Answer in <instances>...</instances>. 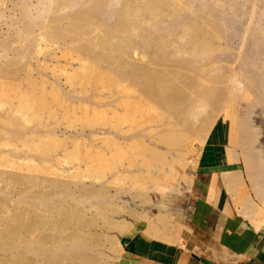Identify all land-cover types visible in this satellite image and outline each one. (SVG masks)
<instances>
[{
    "label": "bare ground",
    "instance_id": "obj_1",
    "mask_svg": "<svg viewBox=\"0 0 264 264\" xmlns=\"http://www.w3.org/2000/svg\"><path fill=\"white\" fill-rule=\"evenodd\" d=\"M78 1L53 0L50 10L51 22L55 26L51 28L41 19L31 17L29 5L25 4V22L14 35L19 44L14 50L19 56L23 55L22 51L30 53L32 45L37 42V36L33 33L37 27L46 31L45 35L50 41H66L64 38L72 37L71 42L77 51L74 57L77 65L72 63L73 72L68 80L81 87L84 95L89 86L93 94L99 88L100 91L107 90V94L100 97L99 107L89 109V105H81L84 106L80 114L83 128L88 130L91 143L86 151L81 152V156L76 157V150L84 146L80 137L73 139L74 148L70 149L59 139L62 136L56 138L52 134L44 118L54 117V104L63 107L65 115H77L78 106L66 105L55 85L51 87V84L49 88L44 80L35 81L28 76L24 89L14 82L0 80V264L105 263L95 251L100 237L86 232L100 219L95 221L97 217H86L85 210L73 205L71 199L75 190L69 188V180H77L81 185L83 176L98 180L104 178L105 171L110 170V173L114 171V181L123 179L132 186H140V194L145 191L140 196L147 195L149 183L151 189L161 192L182 183L190 189L194 175L184 169L197 167L199 152L195 156L190 154L205 142L221 113L231 118L230 152L234 149L233 145L247 135L243 157L250 180L254 185L258 183V162L252 150V138L255 137L248 116L238 114L233 104L237 97L250 98L249 93H253L254 100H250V105L264 106L263 84L243 72L231 71V76L226 80L219 75L210 76L209 81L196 73H204L205 67L211 69L216 63L212 53L219 48L215 42L223 32L219 23L203 10L193 9L190 13L182 14L181 10L189 4L188 0H122L114 22L105 25L104 7L109 0H86L88 3L91 1L88 8L90 13L83 7L74 8ZM63 5L73 10L64 13ZM145 14L157 21L143 27L139 22L141 19L133 20L130 17L144 18ZM164 16L170 17L168 24L172 20L170 27L165 26L166 21L162 20ZM59 22L66 23L67 30L61 29ZM91 28L96 29L94 34ZM130 32L139 34L140 41L145 44L149 55L146 61L141 62L133 57L129 47L133 43L124 39L125 34ZM174 33H180V36L172 43L169 35ZM154 43L159 47L157 52L149 49ZM10 46L9 41H4L5 49H10ZM169 47L173 54L167 51ZM85 52L91 54V61L87 60L90 56L86 57ZM202 57L207 59L205 67L198 65ZM15 58L0 63V76H4V73L17 74ZM168 58L185 61L191 74L179 70L178 67H182L179 65L170 71L153 66L163 65ZM99 60L102 62L99 63ZM238 75L241 80L244 79L243 82L236 79ZM127 80L133 86L132 91L125 84ZM218 81L223 83L217 84ZM22 152L35 155L38 162L30 159L22 162L11 156ZM60 153H69L70 164H74L71 158L75 157L89 174H81L78 170L69 174L68 171L56 169L54 165L60 167L64 164ZM67 160L65 158V162ZM125 161L131 166H144L149 172L117 174V168ZM72 166H77V163ZM227 177L230 184H237L235 175ZM15 185L22 188L16 191L17 200L10 206L7 193ZM256 191L263 200L264 190ZM85 193L98 205L97 211L105 227H115L110 218L100 213L105 206V191L91 186ZM155 220V223H166L163 214L155 215ZM149 221L152 223V219ZM129 225L124 222L118 225V230L124 233Z\"/></svg>",
    "mask_w": 264,
    "mask_h": 264
},
{
    "label": "rangeland",
    "instance_id": "obj_2",
    "mask_svg": "<svg viewBox=\"0 0 264 264\" xmlns=\"http://www.w3.org/2000/svg\"><path fill=\"white\" fill-rule=\"evenodd\" d=\"M188 1L189 4L181 10L182 14L190 13L193 9L198 11L203 10L209 14L211 19L218 22L223 29L221 36L218 37L215 42V45L218 44L219 48L215 49L214 53H212V58L216 60L215 65L211 69L206 68L205 66L207 63V59L202 57L200 60H198V65L201 67H205V72L199 73L196 71V73L200 76L207 77V81H209L208 78L210 76H221L220 78L226 80L231 76V71L243 72L245 75L252 76L254 80H259L264 86V65L262 64L264 62V0ZM52 2L53 0H0V63H4L6 60L10 59L13 60L14 57H16L15 66H17L18 70L17 74L15 75H6V73H4V76H0V80L4 79V81H7L8 83L14 82L20 89L26 88L27 83L25 79L28 76H31L35 81L44 80L47 87L49 88L55 85V88H57L60 92L66 105L69 104L70 106H78L77 115H65L63 107H59L54 104V108L56 111L54 117H45L44 121L47 123L50 129H52V134L56 138L62 136V138L60 137L59 139L64 141V143L70 149L74 148V146L72 145L73 139L76 137H80L81 144H83L84 146L82 145V148L77 149L78 151L76 150V153L78 152L76 157H79L78 155L81 156V152H83V150L86 151L91 143V139L88 136V130L83 128V118L82 116H80V114L81 108H83L84 106L81 105H89L87 106L89 109H91L92 107H99L100 97H102L104 94H107V90L100 91L99 88V90L95 92L96 94H93L91 93L93 91L89 86L84 95L82 94L81 87L75 86L73 83H71L70 80H68L69 75L71 74V72H73V64L77 65V60L74 58L77 51L75 50V48L73 47V43L71 42L72 37L67 36V38H64L67 39L66 41H50L45 35L46 31L37 27L33 31V33L37 36V42L32 45V51L30 53L22 51L23 55L19 56L16 55V51L14 50L19 45L16 43L14 35L23 28L25 22L23 17L25 4L29 5V12L31 17L41 19L48 24L49 28H51L55 26L54 23L51 22L52 15L50 7ZM166 2H170V0H167ZM82 3H84L85 5H81ZM121 3L122 0H109L106 3L104 7L105 25L112 24L114 22L116 13ZM62 7V11L64 13H67L68 10H73V8H70L68 5H63ZM80 7H83L86 11L89 7H91V1H89L88 3L86 0H79L74 5V8ZM86 12L90 13V9H88ZM130 17L133 20L141 19L139 20V22L142 23L143 27H148L150 24L157 21L150 19L146 14L144 18H136L135 15H132ZM169 19V16H164L162 18V20L166 21V27H170V23L172 20L169 21L168 24L167 21ZM57 24L58 23H56V25ZM59 26L63 30H67L68 28L67 24L64 22H59ZM95 32L96 29H93L92 33L94 34ZM179 36L180 33L171 34L169 35V40L174 43V41H176ZM124 39L129 40V42L133 43V45H129V47L131 53L133 52V57H137V59L135 58V60H140L141 62L147 60L149 55L146 53L145 44L140 41L139 34L130 32L125 34ZM4 41H9V43H11L10 49L4 48ZM149 49H152L154 52L159 51V47L156 45V43H154ZM167 51L171 52L172 54L174 53L171 47H169ZM85 54L86 57L90 56L87 60L91 61V54H89L88 52H85ZM112 55L116 57L115 54ZM100 62H102V60H99V63ZM177 65L182 66L178 67L179 70L186 72L187 74H191L190 68L185 61L177 62L176 59L172 61L171 58H168L163 65L153 64V66L156 67L158 66L161 68L169 69L168 71H170V69L172 68H177ZM66 69L68 70V72ZM240 78L241 77H239V75L236 76V79L241 80ZM243 81L244 79L242 78L241 82ZM216 83L218 84L223 82L218 81ZM227 83L228 81L226 82V84ZM125 84L128 86L129 91L133 90V86L129 80H127ZM249 95H251L250 98L248 96L242 98L237 97L234 101L233 106L238 114H246L248 116L247 118L250 122V129L255 137L251 138L254 139V146L252 150L254 154H256L255 156L258 162L257 167L259 169L257 185H254L250 180L243 157V150L245 149L243 147H245L247 135L245 134L240 142L238 141L234 145H232L237 152V157H239L240 159V162L237 164L238 166L235 165V167H242L244 169L245 182L247 185V189L249 190L250 205L247 207L243 206L241 211L248 217L261 216V218H263L264 220V199L262 200L256 194L257 189L264 190V106H262L261 104L250 105L252 104L250 100H254V94L249 93ZM152 111L153 110H151V112ZM225 116L226 115L224 113L219 114L211 130L215 131L218 130L220 126H223V141H225V143H228V145L230 146L232 141L229 136L232 123L230 121L231 118H229V116ZM68 121L69 123H67ZM204 143L198 145L195 151L190 155H197L198 152L201 151ZM70 152L73 153L74 151ZM69 153H67V155L60 153L61 159H63L64 161V164H61L60 167L65 168L61 169L58 165H54V167H56V169L58 170L68 171L69 174L75 173L77 170V172H82L81 174H83V172H85V174H89L86 173L87 170L85 166L79 165L77 159L73 156L76 153L71 155V157H74L71 158V161H74L75 165L77 163V166H72L74 164L69 163ZM11 156L14 157L15 160H19L22 162H25L29 159L32 162H38V159L35 155H31L26 152L15 153ZM23 158H25L26 160H23ZM65 158L68 159L66 161L68 165H66ZM129 166L131 165L128 164V161H125L124 164H121L117 168V174L121 175L123 174V172L127 173L129 171L141 173L149 172L144 166ZM70 167H72L73 170ZM196 169L197 167L184 169L185 171H187V173H191L194 175L193 181L195 179ZM109 171L110 170L105 171L104 178L98 180H91L85 175L83 176L84 178L81 185L76 182L77 180L72 181L73 179H70L69 188L73 191L75 190L71 202L74 206L85 210L83 212L86 217H94V219L97 217L95 221H97L98 218L100 219H98L99 221L96 222V224L98 225L93 223V226H90L86 229L87 233L97 234L100 237V244L97 248H95V251L100 254L103 261H105V263L102 262L100 264H137V260L125 253L121 247V244L118 243V240L120 241L121 237L120 230H118V225H121L124 222L130 223L135 219H139L138 217L144 218L145 216H147V214L154 217L156 213L150 210V206L155 196L159 192H161V190L151 189V183H149L147 195L145 194V196H140L142 193H145V191L143 190V192L140 194V186H132L129 181L123 179H121L120 181H114V176L112 175L114 171H111L112 173H110ZM86 183H89L90 186ZM91 186L103 189L105 191V206L103 207V212L100 213H103L102 215H104V217L110 218L116 224L115 227H105V222L102 217H99V211H97L98 205L94 203L95 201L91 198V196L86 195L85 190L87 188H91ZM20 188H22L21 185L20 187L19 185H15L14 187H11L10 191L7 193V200L9 201L8 203L10 204V206L15 202V200H17L16 191H18V189L20 190ZM82 189L85 190L83 191ZM186 189L187 186L182 183L178 186L165 188L163 189V191H184ZM109 192H111L110 194H113V196L110 197ZM132 194L134 195L132 196ZM106 201L110 205L106 203ZM106 205H108V208ZM0 231L1 235V228ZM91 252L93 251L91 250Z\"/></svg>",
    "mask_w": 264,
    "mask_h": 264
},
{
    "label": "crops",
    "instance_id": "obj_3",
    "mask_svg": "<svg viewBox=\"0 0 264 264\" xmlns=\"http://www.w3.org/2000/svg\"><path fill=\"white\" fill-rule=\"evenodd\" d=\"M237 156L223 141V126L211 130L190 189L153 199L150 210L163 214L166 223L148 214L131 221L120 234L124 252L137 264H264V220L241 211L250 199L244 169L235 167ZM228 175L237 177L236 185Z\"/></svg>",
    "mask_w": 264,
    "mask_h": 264
}]
</instances>
